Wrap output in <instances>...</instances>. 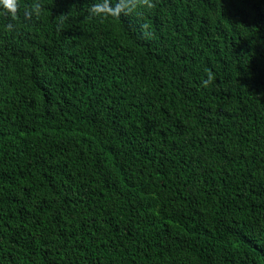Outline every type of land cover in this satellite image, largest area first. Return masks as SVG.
<instances>
[{"label": "trees", "instance_id": "obj_1", "mask_svg": "<svg viewBox=\"0 0 264 264\" xmlns=\"http://www.w3.org/2000/svg\"><path fill=\"white\" fill-rule=\"evenodd\" d=\"M0 264H264V0L0 3Z\"/></svg>", "mask_w": 264, "mask_h": 264}, {"label": "clouds", "instance_id": "obj_2", "mask_svg": "<svg viewBox=\"0 0 264 264\" xmlns=\"http://www.w3.org/2000/svg\"><path fill=\"white\" fill-rule=\"evenodd\" d=\"M6 8H8L12 13L16 11V0H0Z\"/></svg>", "mask_w": 264, "mask_h": 264}]
</instances>
